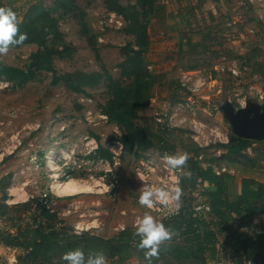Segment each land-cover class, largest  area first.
<instances>
[{
    "label": "rangeland",
    "instance_id": "374dc122",
    "mask_svg": "<svg viewBox=\"0 0 264 264\" xmlns=\"http://www.w3.org/2000/svg\"><path fill=\"white\" fill-rule=\"evenodd\" d=\"M5 2L20 21L36 5L52 10L63 37L57 45L62 55L54 59L56 74L94 83L85 86L87 94H79L64 82L53 85L54 74L47 71L38 72L24 87L0 81V179L13 176L9 205L31 203V212L23 213V219L30 221L47 193L50 210L75 233L111 238L124 228L135 229L146 211L138 202L145 183L136 167L149 154L163 163L164 154L158 149L141 157L126 154L118 165L110 166L91 158L96 151L93 139L108 148L122 137L123 129L109 123L101 107L111 97L110 78L121 86L131 82L122 68L125 56L120 49L136 44L123 32L124 19L109 11L104 0H74L73 11L55 0ZM160 2L165 9L151 21L150 47L143 56L152 84L138 122L167 136L176 147L174 154L195 143L203 148L204 160L220 156L224 149L219 145L228 143L234 133L224 107L264 105V0ZM38 49L10 47L0 61L26 69ZM246 153L249 158L218 161L216 171L264 183V141L253 143ZM70 181L93 191H58L59 184ZM16 222L20 223L19 216L13 214L0 219V229ZM20 253L0 244V264H17Z\"/></svg>",
    "mask_w": 264,
    "mask_h": 264
},
{
    "label": "trees",
    "instance_id": "16d2710c",
    "mask_svg": "<svg viewBox=\"0 0 264 264\" xmlns=\"http://www.w3.org/2000/svg\"><path fill=\"white\" fill-rule=\"evenodd\" d=\"M65 10L77 7L74 0H55ZM107 9L121 16L125 21L123 32L135 39L121 47L125 56L122 68L130 83L121 86L111 79V97L102 105L101 111L108 122L123 129L120 138L123 156L126 154L141 157L151 150L162 154H174L176 147L165 135H159L138 122L140 109L149 96L151 79H148L144 65V54L150 47V24L164 11L160 0H139L136 5L125 6L121 0H104ZM0 6L8 7L5 0ZM21 33L27 39L21 45H37L38 50L31 55L29 66L24 69L6 65L0 61V81L15 87H24L35 80L37 73L47 71L54 74L53 85L64 82L74 93L87 94L85 86L90 81H79L68 74L58 76L54 67L56 56L62 55L59 45L62 42L59 20L52 10L40 5L32 7L23 20H19ZM82 25L87 29L86 23ZM52 38V40H51ZM179 88L184 89L181 84ZM176 100V99H175ZM93 136H95L93 134ZM96 137V136H95ZM259 141L240 138L232 133L228 143L219 146L224 149L220 156L203 159V148L195 143L187 146L190 156L185 171L191 176H180L179 186L183 190L182 207L179 214L162 218L178 235L165 244L158 258L152 264H244L246 260L264 261V183L252 177L240 180V194L236 201L230 200V187L236 177L229 172L217 173L215 165L220 160L249 158L246 154L250 146ZM113 153L102 144L92 153L94 160L113 163ZM12 174L0 179V219L8 220L10 215H18L20 223L0 229V244L20 249L17 264H66L62 255L77 247L85 253L103 251L108 264H148L143 252L137 250L138 237L134 228H125L111 238L84 232L75 233L73 227L58 217L46 205L41 204L38 213H33L30 221L23 219L24 212H31L32 204L27 202L9 205V186ZM214 187V189H210ZM201 199L196 197V194ZM199 201L209 206V211H196ZM10 220V219H9ZM260 220V224H255ZM136 261V263H134Z\"/></svg>",
    "mask_w": 264,
    "mask_h": 264
},
{
    "label": "clouds",
    "instance_id": "9594fccd",
    "mask_svg": "<svg viewBox=\"0 0 264 264\" xmlns=\"http://www.w3.org/2000/svg\"><path fill=\"white\" fill-rule=\"evenodd\" d=\"M26 39L27 34L20 32L17 13L12 7L0 6V55H6L10 47L21 45ZM189 159L187 152L165 154L163 157L167 167L178 170L182 176L187 177L191 176L190 171H185ZM182 195L183 190L179 182L171 189L162 186H145L140 192L138 202L146 211L136 220L133 235L139 238L137 250L143 252L148 264H152L153 258L159 257L162 247L178 235L171 226H167L155 217L151 210L161 206L165 209L170 208L171 214H179L183 203ZM61 259L66 264H108L103 251H91L86 254L79 247L65 252Z\"/></svg>",
    "mask_w": 264,
    "mask_h": 264
},
{
    "label": "built area",
    "instance_id": "2783aa9c",
    "mask_svg": "<svg viewBox=\"0 0 264 264\" xmlns=\"http://www.w3.org/2000/svg\"><path fill=\"white\" fill-rule=\"evenodd\" d=\"M105 119L108 120V117L104 115ZM93 143L95 144V150L99 148V144L97 143L96 139H93ZM108 149L113 153V163H110L109 161L106 160H101L102 163H105L106 165H118L120 162V158L123 154V144L121 143L120 140L116 141L113 146H109ZM165 155V154H164ZM164 155L161 156V161H158L154 159L153 155L143 159L139 162L138 166L136 167V171L138 174V177L145 183V186H162L167 189L174 188L177 186V183L179 182L180 184V172L178 170H173L170 169L169 167L166 166L163 157ZM107 172H112V170H108ZM158 172H162L163 175H158ZM225 172V171H224ZM220 173V172H217ZM144 186V187H145ZM50 195L45 193L43 197L40 199L42 204L46 205L50 209ZM196 197L201 199V196L197 193ZM171 207V206H170ZM196 211L197 212H202V211H209L210 208L203 202L199 201V203L196 205ZM154 212H156L159 216H162V218H167L170 216H173L175 214L170 213V208L165 209L161 206L154 207L152 209ZM125 229V228H124ZM122 229V230H124ZM83 230V229H82ZM88 231V230H87ZM76 233L82 234L79 231H76ZM244 264H264V261H256V260H246Z\"/></svg>",
    "mask_w": 264,
    "mask_h": 264
},
{
    "label": "water",
    "instance_id": "95a60500",
    "mask_svg": "<svg viewBox=\"0 0 264 264\" xmlns=\"http://www.w3.org/2000/svg\"><path fill=\"white\" fill-rule=\"evenodd\" d=\"M224 112L234 134L247 140L264 141V105L250 102L246 107L235 110L228 104Z\"/></svg>",
    "mask_w": 264,
    "mask_h": 264
},
{
    "label": "bare ground",
    "instance_id": "6f19581e",
    "mask_svg": "<svg viewBox=\"0 0 264 264\" xmlns=\"http://www.w3.org/2000/svg\"><path fill=\"white\" fill-rule=\"evenodd\" d=\"M57 189L59 192H62V193H73L77 191H85V192L93 191V188L91 186H88L82 182H76V181H70L65 184H59L57 186Z\"/></svg>",
    "mask_w": 264,
    "mask_h": 264
},
{
    "label": "crops",
    "instance_id": "0c3cea01",
    "mask_svg": "<svg viewBox=\"0 0 264 264\" xmlns=\"http://www.w3.org/2000/svg\"><path fill=\"white\" fill-rule=\"evenodd\" d=\"M240 180L238 177H236V182L231 185L230 187V200L231 201H236L238 199V196L240 194ZM210 189H214V187H210ZM260 220H255V224H260ZM227 264H234L231 262H227Z\"/></svg>",
    "mask_w": 264,
    "mask_h": 264
}]
</instances>
